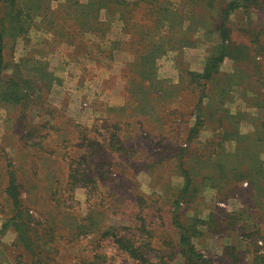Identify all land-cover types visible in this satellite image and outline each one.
<instances>
[{"label":"rangeland","instance_id":"1","mask_svg":"<svg viewBox=\"0 0 264 264\" xmlns=\"http://www.w3.org/2000/svg\"><path fill=\"white\" fill-rule=\"evenodd\" d=\"M38 1L42 15L22 36L9 37L8 27L4 33L0 261L264 264V0L231 15L232 55L209 79L200 74L223 44L216 24L225 0H102L108 8L97 10V20L95 10L82 18L86 25L74 19L78 6H64L57 14L74 33L67 39L57 31L61 22L51 28L46 21L66 0ZM154 49L155 61L142 64L141 54ZM138 73L152 76L144 87L136 86ZM13 81L30 82L42 107L3 101L6 86H19ZM111 130L122 151L104 150L101 180L95 165L102 149L85 150ZM8 160L23 184L24 206L40 220L29 246L13 224L3 228L14 215L4 192ZM70 165L77 168L74 188ZM89 216L128 226L121 231L133 247L121 251L103 236L98 250L110 257L92 263V235L72 234ZM144 222L146 229L137 228ZM182 232L199 261L181 251ZM142 242L148 245L140 250Z\"/></svg>","mask_w":264,"mask_h":264},{"label":"trees","instance_id":"2","mask_svg":"<svg viewBox=\"0 0 264 264\" xmlns=\"http://www.w3.org/2000/svg\"><path fill=\"white\" fill-rule=\"evenodd\" d=\"M68 1V2H67ZM251 0H225L223 2V4H221V6L219 7V13H218V17H217V24H216V30L220 33L221 39L223 41V44L221 45L219 54L210 58H207L205 64H204V70L203 72L200 74V76L202 78H206L209 79L212 77L213 74L217 73L219 71V63L222 62L224 60V58L228 55H232L229 52V41L231 40V35H230V26H229V21H230V17L231 15L234 14V12L241 8L244 11L248 10L249 8V3ZM25 3V4H24ZM119 4H121L119 2ZM104 5V6H103ZM107 3H105L102 0L99 1H95V0H86L83 3L80 0H66L64 4L59 5L60 9L59 11L55 10L53 11V13H55V16L50 17V19L48 18V20H46L48 22V27L52 28V25L57 23V22H61L62 24V28H60V30L57 29V31L61 34H64V37L67 38H72L74 35V33L72 32H67L64 30L63 26L68 25L66 23V19L67 18H63L61 16H59L58 14H60L63 11L64 6H66L67 8L72 7H76V10L74 12V19L78 20V21H82V25H86L85 20L83 21L82 18H86L89 17L92 14V11L95 10L96 14L95 16H93L94 18L92 20H97V16H98V12L100 8H108L107 7ZM87 6H91V8H88ZM93 8V9H92ZM48 9V8H47ZM42 10V5H41V1L38 0H25V2H20V0H0V75L2 72V69L5 67L6 65V61L4 58V33H5V27L10 28V33H9V37L12 38H17L20 37L24 34V32L26 31L27 28V24H29V21H33V19L36 16H40L42 15L40 13V11ZM70 10V9H69ZM68 10V11H69ZM93 12V14L95 13ZM58 13V14H57ZM48 15V14H46ZM61 15V14H60ZM123 14H121L122 16ZM133 19V18H132ZM90 21V19H89ZM156 21H161L163 23L162 20H156ZM167 23H170V20H166ZM50 24V25H49ZM82 30V29H81ZM80 29L76 32L75 34H80ZM156 49H154L153 51H150L149 53L146 54H141V63L142 64H146L150 61L154 62L155 59L157 58V54L155 55ZM257 67V65H255V68ZM134 72V71H133ZM46 76H49V80L48 83H45V85L50 86L52 84V80L50 79V75L52 77V74L47 73L45 74ZM139 76H136L134 74V77H138L139 79H151L152 76L149 75V77H145V75L139 74ZM133 77V79H135ZM132 80V78H131ZM147 80V81H148ZM130 81V80H129ZM136 82V86H140V87H144V83L145 80L141 81V80H134ZM9 85H19L20 83L19 81H13L10 82ZM19 86H6V88H4L2 90V92L4 93L2 100L6 101V102H11L13 104H22V107L24 108H29L31 107L33 104L34 105H38L39 107H42V104L44 103V101H40L41 96L39 93H31V83L28 82L26 83V87L25 85L23 87H21V90H18ZM149 87H152L153 89L156 88V86L154 84L149 85ZM155 91V90H154ZM37 103V104H36ZM116 107H113V109H115ZM111 110V108H110ZM31 129V128H30ZM86 130V129H85ZM195 130V125L190 129L191 133ZM34 131H38V130H33ZM107 131V130H105ZM115 135H117V133L112 132V130L110 131L109 136L107 134H102V140L98 143L93 144V146H87L85 152L87 153L89 150L91 151V153H94L96 151L99 152V150L102 149L101 153H99L98 155V160H97V165H95V170H97V174L100 176V179L104 180V176H103V171H102V165H104V161H103V156H104V150H106L107 152H109L110 154H114L117 151H122V148L118 145V141L115 140ZM86 142V140H82L81 145L84 146V143ZM89 147V150H88ZM7 174H8V180H7V184L6 187L4 189V192L7 195V198L11 201V203L13 204V210H14V215L12 217L9 218V220L7 222H5V224L3 225V228H7V226L9 225H14V227L16 228V230L19 232L20 235V239L22 240V242L24 244H26L27 246H29L30 242H31V236L29 231L32 230V227L34 226V224H38L40 223L39 219H35V217L33 216V214H31L29 211V208H27L26 206H24L23 203V199L21 198L23 192L21 187H23V184H21L22 182L18 180L17 178V174H16V169L14 168V165L12 164L11 160H8L7 162ZM71 166V165H70ZM69 166V168H70ZM76 167L71 166L70 168V173L69 174V185L71 187L74 188L76 182L73 180L77 179L76 178ZM87 172H83L84 176H89ZM81 176L82 178H85L84 176ZM106 178V177H105ZM110 178H108L109 180ZM190 181V180H189ZM188 181V184H189ZM186 190V188H185ZM181 194H178L176 196V199L174 201L175 205H178V203L181 202L180 198H181ZM110 213H112L114 216H119L122 214V212L119 211H115L114 209H112L113 207H110ZM109 216V213L105 215V219H107V217ZM124 216H127V214H125ZM123 216V217H124ZM130 216V215H129ZM128 217V216H127ZM84 219H88L86 224H80L77 225V230L72 233L75 235V233L77 232V238H79L81 235H92L93 239L90 240L92 241L91 244H93V249L91 250V252H93V260L92 263L95 262L97 263L99 259H108L110 256L106 253H102L100 252L99 249V239L104 237H110L113 242L115 243V245H117V247L122 251V250H129L133 244L134 241H131L128 239V237L122 233L121 230H124V232L126 230H128V226H119L118 224H110V225H106V223H104L103 219L101 218H91L90 216ZM124 218L121 220V222H123ZM131 223H133V220H131ZM175 225L178 226V219L174 218V222ZM129 224V223H128ZM147 223H143L141 226H137V228L142 227V229H146ZM179 228H181L179 226ZM55 233L52 232V236ZM74 235L71 236V240H75ZM45 236V235H43ZM40 237V236H39ZM45 239V237H44ZM46 240V239H45ZM94 240V241H93ZM47 241V240H46ZM180 241H181V251L183 252V254L190 259H194L196 261H199L201 258V255L194 249L193 246H191L188 241H189V236L186 234V232H182L180 235ZM146 245H148V243L146 242H142L141 243V247L138 246L140 248V250L142 248H144ZM88 247V245L86 246ZM85 247V248H86ZM133 251H135L133 249ZM131 256L134 258L136 257V254H134L133 252H130ZM145 259V258H144ZM31 264H37L35 262H32ZM97 264H101V263H97Z\"/></svg>","mask_w":264,"mask_h":264},{"label":"crops","instance_id":"3","mask_svg":"<svg viewBox=\"0 0 264 264\" xmlns=\"http://www.w3.org/2000/svg\"><path fill=\"white\" fill-rule=\"evenodd\" d=\"M0 264H14V263L9 259L2 258Z\"/></svg>","mask_w":264,"mask_h":264}]
</instances>
